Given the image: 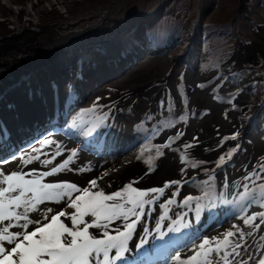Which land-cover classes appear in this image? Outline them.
Instances as JSON below:
<instances>
[{
    "label": "bare ground",
    "instance_id": "6f19581e",
    "mask_svg": "<svg viewBox=\"0 0 264 264\" xmlns=\"http://www.w3.org/2000/svg\"><path fill=\"white\" fill-rule=\"evenodd\" d=\"M22 1L24 0H0V129L7 125L20 131L21 127L35 124L40 117L46 116L45 113L53 112L55 102L51 92L56 91L51 89L52 83L60 86V93L67 101L75 90L82 96L74 111L72 110L74 121H69L64 126L67 131H64V127L58 132H54V128L48 130L42 138L38 137L40 139L34 145L23 152L19 150L16 157L1 163L0 172H32L34 175L29 178L39 177L41 183H75L80 188L89 187L90 181L95 179L99 187H92L90 191L102 190L105 194L121 191L129 184L138 191L159 189L168 184L163 195L149 192V196L144 197L145 200L150 197L155 199L152 204L144 205L145 213L148 214L141 217L135 226L132 239L129 240L132 251L125 253L127 264H141L147 255L139 252L146 246L168 247L176 236L184 233L187 228L183 227L177 232H167L168 225L178 214L183 216L187 213L182 223L190 222L192 226L199 227L204 219L223 215L235 199L245 191L250 194L251 189L252 194L258 195L253 211L246 210L238 217H231L223 226L205 231L193 243L176 248L170 253L166 264H179L172 260L176 252L181 253L182 259L192 255L193 252L189 249H195V242H202L203 238L222 239L223 233L234 230L233 225L252 231L251 236L245 237L249 255H259L260 246L264 245V241L260 239L264 235V224L253 230L243 224L242 218L264 212V208L257 209L264 204V188L260 186L264 180L245 179L251 172L264 176V172L259 171L261 163H264V133L259 127L257 132L251 133L248 127L245 131L247 139L239 138V114L249 104L245 93L252 80L246 77L247 83H244L241 90H237L235 84L240 83V75L245 71L242 65L257 58L258 53L264 54V17L262 28L253 33L254 44L243 45L235 57L240 66L228 79L233 80V84L222 80L228 72V66L216 73L202 76L200 68L193 64L195 50L192 48L178 56L174 65L168 63L164 54L146 56L141 53L142 59L99 65L93 72L84 73L80 78H65L62 74L65 71L58 69L60 58L57 48L67 39L54 41L52 30H38L41 27L35 26L19 32L16 25L5 15L7 7L13 5L20 16L27 19L19 4ZM108 48L113 56L116 55V47ZM35 53L42 58H35ZM44 71L49 72L43 75ZM238 74L239 77H234ZM96 75L105 76L104 79L107 80L102 83L101 80L104 79L96 80ZM90 77L92 81L88 80ZM89 85L91 87L87 88ZM30 94L32 97L28 96ZM83 116L93 120L89 130H86L88 124L85 128L79 125ZM70 127L77 132L74 134L76 137L67 135ZM180 133L182 135L174 142L170 141L171 137H177ZM233 135H236V139H231ZM138 136H142L141 140L133 142ZM90 142L112 143L115 147L128 142L132 149L118 156L102 158L96 151L91 153L85 147ZM188 144L192 146L185 147ZM161 145L170 146L161 148ZM233 148L237 150L228 159L225 154ZM158 150L161 155H157ZM73 151L76 155L68 160ZM182 154L185 155V163L181 162ZM222 155H225V163L218 167L219 157ZM66 160L68 163L65 168L50 176L40 177L41 173L63 164ZM45 161L50 162L44 163ZM105 172L108 173L107 176L103 175ZM172 181L180 183L171 184ZM225 184L227 187H224ZM242 184L248 185V188L245 189ZM217 186L215 194L209 192ZM174 192L175 196L172 195ZM71 195L75 198L80 193L73 192ZM129 197L135 200L136 193L129 189L122 192L120 198L107 203L123 204L127 211L132 207V203L126 202ZM187 197L194 199L185 205ZM67 199L64 196L60 202H56L54 197L40 203L38 208L66 209L68 213H72L75 210L67 208ZM169 199L173 203H167ZM197 203L201 208L205 206L203 216L201 211L199 218L195 213ZM161 204L166 207H161ZM210 205L214 207H209ZM29 215L36 217L38 213L33 211ZM160 216L165 217L161 221L164 225L162 231L167 233L163 240L155 238L154 231ZM60 219L70 226V220L65 217ZM253 223L259 224L260 217L257 216ZM112 227L122 228L121 220H115ZM144 227H148L153 235H149L147 243L137 251L134 246L139 243L138 238L144 235ZM17 230L19 229H12ZM31 230L32 226L29 227V231ZM99 231L95 228L89 229L90 233ZM110 234L115 235V232ZM234 239L235 237H230L229 241ZM244 242L241 241L242 244ZM221 248L229 250L223 244ZM114 253L113 249L110 255ZM213 256L214 254H209L197 257L198 264H224L222 259H213ZM255 259L253 257L252 264H255Z\"/></svg>",
    "mask_w": 264,
    "mask_h": 264
},
{
    "label": "snow or ice",
    "instance_id": "6c2138e0",
    "mask_svg": "<svg viewBox=\"0 0 264 264\" xmlns=\"http://www.w3.org/2000/svg\"><path fill=\"white\" fill-rule=\"evenodd\" d=\"M179 135L182 133L178 134L177 137H171L170 141L174 142ZM231 139H236V135H233ZM168 146L170 145H161L160 147ZM191 146V144L185 145V147ZM236 150L233 148L225 155L231 159ZM161 154L158 150L157 155ZM75 155L76 152L73 151L68 160H71ZM225 155L219 157L218 167L225 163ZM68 160L41 173L40 177L50 176L65 168ZM49 162L45 161L44 163ZM181 162H186L184 154L181 155ZM84 170L80 169V171ZM259 171L264 172V163H261ZM33 175L32 172L13 171L9 174L0 172V177H2L0 179V264H117V262L127 264L125 253L132 251V248L129 247V240L132 239L135 226L140 222L141 217L148 214L145 213L144 205L152 204L155 199L150 197L145 200L144 197L149 196V192L163 195L164 188L169 186L166 184L163 188L138 191L132 187V184H129L121 191L105 194L102 190L90 191L92 187H99L95 179L90 181L89 187L80 188L75 183H41L39 177L29 178ZM103 175L107 176L108 173L105 172ZM253 178L264 180V176H258L257 172H251L245 177L247 180ZM170 183L179 184L180 181ZM241 186L245 189L248 188L246 184ZM260 186L264 188V183ZM224 187H227V184ZM129 189L136 193V199L128 198L126 202L132 203V207L127 211L124 210L123 204L107 203L120 198L122 192H127ZM52 190L58 191L53 192ZM73 192L80 193V195L73 198L71 195ZM172 195L175 196L176 193L174 192ZM64 196L68 197L65 201L67 208L74 209V212L68 213L66 209L54 210L51 207L38 208V205L45 200H51L55 197L56 202H60ZM193 199V197H187L185 205ZM167 203L170 204L173 201L169 199ZM161 207H166V205L161 204ZM209 207H214V205ZM244 207H247V203ZM261 207H264V204H261ZM33 211L38 213L36 217H30L29 213ZM201 211V205L197 203L195 208L197 218H199ZM186 215L187 213L183 216L178 214L177 218L168 225L167 232H177L181 227L189 228L190 222L182 223ZM257 216L260 217V223L254 224L253 221L256 220ZM61 217L70 220V226L61 221ZM85 217L92 219L86 220ZM131 217L136 219H131ZM164 219V216L159 217L154 230L155 238L161 240L167 235L166 232L162 231L164 225L161 221ZM242 219L244 225L250 226L253 230L259 229L260 225L264 224V212L246 215ZM115 220H121L122 228L112 227ZM30 226H32L31 231H29ZM13 228L19 230L12 231ZM92 228L100 231L90 233L89 229ZM233 229L223 233L222 239L211 237L203 238L202 242H195L196 248L189 249L193 252L192 255L182 259L181 253L176 252L172 260L179 262V264H198L197 257L214 254L213 259H222L224 264H252L253 257H256L255 264H264V245L260 246L259 255L256 253L249 255L245 237L251 236L252 231L242 229L239 225H233ZM111 232H115V235H111ZM143 233L144 235L138 238L139 243L134 246L137 251L147 243V237L153 235L148 227L143 228ZM230 237H235V239L230 242ZM260 239L264 241V235H261ZM241 241L245 242L242 244ZM221 244L228 246L229 250L222 249ZM113 249L115 253L110 255ZM237 257L239 259H236Z\"/></svg>",
    "mask_w": 264,
    "mask_h": 264
},
{
    "label": "rangeland",
    "instance_id": "374dc122",
    "mask_svg": "<svg viewBox=\"0 0 264 264\" xmlns=\"http://www.w3.org/2000/svg\"><path fill=\"white\" fill-rule=\"evenodd\" d=\"M103 1L105 0H24L19 4L22 9L21 11H23L28 20L20 16L17 8L13 5L7 7L5 15L11 20L14 26L16 25L19 29L23 27L19 32L35 26L37 28L41 27L38 30H52L54 32V41L67 39V41L65 40L66 42L64 41L65 43L63 42L57 48L59 58L63 57L64 59L66 57L65 54H67L66 50L75 42L77 43L73 45V49L78 51L94 48L93 42L95 39H90L85 42L79 41L86 35L99 36L103 31V23H106L110 18L115 19L118 23L117 28L122 31H129L135 25L136 28L142 25L143 30L156 31L158 28L162 29L170 24L167 22L161 25L160 22L159 27L156 28L158 17L164 14V17L170 19L174 24L168 28L175 30L179 34L178 44L185 42L189 28H194L191 34L192 37L189 35L185 43L196 50V59L201 63L202 70L199 69V72L202 76L210 75L212 73L211 70H215L221 66L219 58L227 63L228 71L231 69L234 72L239 68L240 65H238L235 57L240 53L243 45L252 46L254 44L253 33L254 31L259 32V28L261 29L263 26L264 0H178L177 3L173 2L174 0H127L125 3H118L120 0ZM106 3L114 4L109 7L113 11L107 15V19L104 20L105 17H103L98 23H94L93 27L83 30L77 29L79 23L88 16L76 20L75 25L72 27L73 30L71 29L70 31L62 30L56 24L59 21H71L75 15L80 13L86 14L88 11ZM170 7L177 9L175 18H172L168 14ZM172 15H175V13H172ZM144 19L147 27L142 22ZM139 22L140 24H138ZM193 22H195L194 26H192ZM112 33L104 35L112 43H124L129 40V37L126 38L120 34H117L115 38H111ZM203 37H206L205 43ZM134 47L130 55L138 54L135 51V45ZM187 49L176 52V55H184ZM143 50L144 48L138 46V51ZM202 54L204 57L210 58L209 61L211 62L209 63H213L215 65L214 67H216L215 69L205 63L202 64L203 61L200 60ZM169 55L170 53L167 55L168 63L174 65L177 62L176 59L178 56H174L172 51L171 55ZM33 56L37 59L41 57H38L36 53ZM66 64L67 62H64V65ZM242 66L245 71L240 75L242 77L239 79L240 83H236L235 85L240 86L242 83L244 84L246 77H250L254 91L251 92L253 90L252 87L246 91L248 93L246 97L249 98V104L239 116L250 117L251 113L255 112L257 107L264 105V54L258 53L257 58L246 62ZM92 68L94 67L89 68V70L91 71ZM72 73L77 75L75 71H72ZM236 76L239 77V74ZM88 80L92 81V77L88 78ZM90 87L89 85L87 88ZM249 93L252 95H249ZM92 121V118L83 116L79 121V125L85 128V125L88 124L86 130H89ZM241 121L242 119L239 121V124ZM244 132L245 130H242L241 135Z\"/></svg>",
    "mask_w": 264,
    "mask_h": 264
},
{
    "label": "trees",
    "instance_id": "16d2710c",
    "mask_svg": "<svg viewBox=\"0 0 264 264\" xmlns=\"http://www.w3.org/2000/svg\"><path fill=\"white\" fill-rule=\"evenodd\" d=\"M105 1H103V2H105ZM173 2L177 3L178 0H174ZM113 5H114L113 3H106V4L102 5V6H99V7L95 8V9H92V10L88 11L86 14L80 13V14L75 15V17L71 21H67V22H60L59 21L56 24H58L60 29L65 30V31H70L72 29V27L75 25V21L76 20H78L80 18H85V17L88 16L85 20H83L81 23H79V26L77 27V29L83 30L85 28H90V27H93L94 23L95 24L98 23L105 16L108 13V11L110 10L109 7H111ZM176 11H177L176 8L170 7L169 10H168V14L172 17V13L176 14ZM131 14H132V12H131ZM164 20L171 22L170 19L165 18L164 14H162V16L158 17V23L156 25V28H158L160 22L164 21ZM142 22L146 25L145 27H147L145 19ZM138 24H140V22ZM86 25H88V26H86ZM194 25H195V22H193L192 26H194ZM117 26H118V23L115 21V19L110 18L106 23H104V26L102 28L103 31L100 33L99 36L98 35H94V36L88 35V36H85L84 38H82L79 41V42H85V41L90 40V39H95V41L93 42V47L94 48L86 49V50H82L81 49L80 51H78L76 49H73V45L75 43H77V42H75V43L70 45L69 49L73 50L74 54H76L80 58H85L94 49H100V47H102V46L104 47L108 42H111L110 40H107L106 36H104L107 33H111V32H113L112 35H111L112 36L111 38H115V36L117 34H120V35H124V37H126V38L129 37V40H131L132 36L135 33H138L140 36H143L144 34H147L148 38L150 40L154 41V42L163 41V40H165V43L168 42V40L166 39V35L162 34V31H161L160 28H158L156 31H151V30H143L142 29V25L139 28H136V25H135L129 31H122L121 29L117 28ZM21 29H23V27L20 28V29L18 28V30H21ZM129 40H127V41H129ZM117 44L120 45L121 43L117 42Z\"/></svg>",
    "mask_w": 264,
    "mask_h": 264
},
{
    "label": "water",
    "instance_id": "95a60500",
    "mask_svg": "<svg viewBox=\"0 0 264 264\" xmlns=\"http://www.w3.org/2000/svg\"><path fill=\"white\" fill-rule=\"evenodd\" d=\"M127 0H120L118 3H125ZM113 10H111L110 12H109V14L112 12ZM107 17V16H106ZM105 17V18H106Z\"/></svg>",
    "mask_w": 264,
    "mask_h": 264
}]
</instances>
